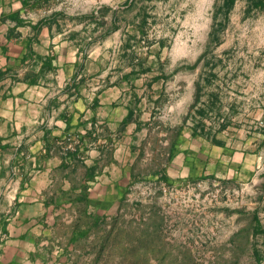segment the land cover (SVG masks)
<instances>
[{
  "label": "crops",
  "instance_id": "crops-1",
  "mask_svg": "<svg viewBox=\"0 0 264 264\" xmlns=\"http://www.w3.org/2000/svg\"><path fill=\"white\" fill-rule=\"evenodd\" d=\"M184 184L249 197L264 264V0H0V264H92Z\"/></svg>",
  "mask_w": 264,
  "mask_h": 264
},
{
  "label": "rangeland",
  "instance_id": "rangeland-1",
  "mask_svg": "<svg viewBox=\"0 0 264 264\" xmlns=\"http://www.w3.org/2000/svg\"><path fill=\"white\" fill-rule=\"evenodd\" d=\"M189 20L192 28L201 22L195 15ZM208 24L211 28V17ZM254 35L251 40H258ZM206 53L212 57V48ZM249 202L213 184L150 187L129 204L126 215L97 230L96 246L88 244L96 250L92 264H256L254 250L262 242L255 238Z\"/></svg>",
  "mask_w": 264,
  "mask_h": 264
},
{
  "label": "built area",
  "instance_id": "built-area-1",
  "mask_svg": "<svg viewBox=\"0 0 264 264\" xmlns=\"http://www.w3.org/2000/svg\"><path fill=\"white\" fill-rule=\"evenodd\" d=\"M76 147H77V143L76 142H74V140H71L69 143H68V145H67V149H69V150H75L76 149ZM183 187H187V188H189V187H191L189 184H184V185H182ZM161 188H163L164 190H166V188H164V187H161Z\"/></svg>",
  "mask_w": 264,
  "mask_h": 264
},
{
  "label": "trees",
  "instance_id": "trees-1",
  "mask_svg": "<svg viewBox=\"0 0 264 264\" xmlns=\"http://www.w3.org/2000/svg\"><path fill=\"white\" fill-rule=\"evenodd\" d=\"M263 231H264V229H263Z\"/></svg>",
  "mask_w": 264,
  "mask_h": 264
}]
</instances>
